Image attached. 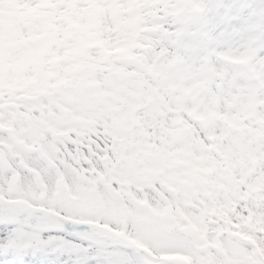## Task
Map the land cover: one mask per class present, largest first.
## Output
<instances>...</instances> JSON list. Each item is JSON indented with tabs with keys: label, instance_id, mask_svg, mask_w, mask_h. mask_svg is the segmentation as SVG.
Returning <instances> with one entry per match:
<instances>
[{
	"label": "snow or ice",
	"instance_id": "obj_1",
	"mask_svg": "<svg viewBox=\"0 0 264 264\" xmlns=\"http://www.w3.org/2000/svg\"><path fill=\"white\" fill-rule=\"evenodd\" d=\"M0 264H264V0H0Z\"/></svg>",
	"mask_w": 264,
	"mask_h": 264
}]
</instances>
